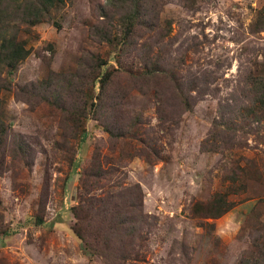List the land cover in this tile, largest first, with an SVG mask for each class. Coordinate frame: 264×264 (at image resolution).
Returning <instances> with one entry per match:
<instances>
[{"label": "rangeland", "instance_id": "1", "mask_svg": "<svg viewBox=\"0 0 264 264\" xmlns=\"http://www.w3.org/2000/svg\"><path fill=\"white\" fill-rule=\"evenodd\" d=\"M129 6L126 0H69L30 34L20 26L31 55L2 96L10 140L28 144L34 160L8 152L1 169L0 264H106L91 257L73 231L75 214L81 226L96 229L100 221L85 217L113 216L103 200L136 198L137 186L151 218L126 264H241L263 254L264 126L247 121L231 131L225 124L235 119L221 116L233 97L246 101V76L264 70V31L254 29L264 0H151L154 32L138 33L125 56L121 45L101 36L125 34ZM147 45L181 81L193 84L189 110L168 81L159 77L146 85L127 72L146 63ZM96 57L107 63L103 73H114L108 93L116 97L100 118L116 126L134 121V136L111 137L95 112L78 136L53 103L57 89L69 104L96 102L100 85L92 84L90 68ZM159 94L174 101L172 119L159 114ZM220 138L228 142L224 150L203 149L221 144ZM95 165L102 177H94ZM238 167L247 173L232 184L229 174ZM218 193L235 203L228 213L215 220L193 213Z\"/></svg>", "mask_w": 264, "mask_h": 264}, {"label": "trees", "instance_id": "2", "mask_svg": "<svg viewBox=\"0 0 264 264\" xmlns=\"http://www.w3.org/2000/svg\"><path fill=\"white\" fill-rule=\"evenodd\" d=\"M68 1L0 0V173H2V167L5 166L8 152L23 160L27 158L32 159V161L34 160V154L28 144H24L18 140H10V124L7 119L5 101L2 96L4 91H12L11 75L31 55V50L27 48L24 41L20 40L19 35L22 30L20 26L24 25L23 30L30 34L31 29L36 25L53 20L52 13ZM126 1L130 3V6L122 21L125 34L116 36L111 31H105L103 36H101L110 45H121V51L125 56L130 47L133 46L138 33L142 34L143 30L145 33L147 31L154 32L153 24L149 20L151 13L148 6L151 0ZM254 29L264 31V7L256 17ZM146 47H148L146 63L142 64V68L139 69L140 71L132 69L127 72L138 83L145 82L146 85H150L151 81L159 77L168 81L172 85L173 95L175 94L174 98L183 103L186 110H189L191 108L189 93L193 84L186 85L181 81L182 78L176 68H167L163 61H161L159 52L153 54V45H147ZM106 65L107 63L100 57L92 59L90 63L92 84L98 83L100 85L99 96L96 97V102L89 104L87 102L83 103L81 99H76L69 104L68 97L60 96L58 89L52 93V97L54 98L53 103L61 107L72 125V130L78 136L86 133L85 125L89 112H95L94 114L99 115V117L97 116V120H101L100 113L102 110L107 109L109 105L108 101L115 102L116 97L110 96L108 93L114 73L110 71L103 73L102 69ZM244 81L246 101L243 103L242 101H238L237 96L233 97L232 104H228L227 110L223 111L221 116L223 119H235L232 122L227 121L225 124L231 131L236 130L237 127L242 128L243 124L247 121L264 126V70L258 74H254V72L249 73ZM45 83L47 84V82ZM152 88H154L153 85ZM45 89L46 87L43 90L45 92L44 98L48 101L49 95ZM192 90L195 91L194 88ZM159 98V114L162 118L167 117L172 119L173 111L171 108L175 106L174 101L171 98H162L160 94ZM101 121L100 124L104 131L108 132L111 137L125 139L135 135L136 124L134 121H132V124L121 123V125H118L120 127L116 126V122L111 124L107 121ZM219 127L221 126L219 125ZM220 142L222 143L213 142L211 146L205 145L203 149L208 152H220L228 145L225 138L223 140L220 138ZM11 146H14L12 150L10 149ZM239 167L229 174V182L232 184L238 182L239 173H247V169ZM94 168L96 169V174H93L94 177H102L103 172H101V167L95 165ZM132 192L137 193L136 198L134 196H108L103 200L101 205L104 208L115 210V214L109 218L104 214L98 216L93 207L95 204H89L91 210L96 212V216H86L85 218H87V222L100 221V226L98 225L96 229L90 223L86 226H81L80 223L83 222V219L80 215L75 214L79 224L73 228V231L82 241L87 253L91 257H93L92 255L103 257L106 264H126L127 261H130L134 257L132 251L135 245H140V238H142L144 230L149 226V223L146 222L151 217L144 213L141 188L137 186V189H133ZM226 196L228 195L225 193H218L208 203H197V207L193 213L203 219L215 220L221 218L235 205V203L229 202ZM95 200L98 201L96 198ZM118 207H121V209ZM74 211H77L76 208ZM43 222L44 219L39 216L35 220L36 225H41ZM91 235L96 236L95 240H91ZM119 244L121 246L118 247ZM241 264H264V251L258 257H249L242 260Z\"/></svg>", "mask_w": 264, "mask_h": 264}]
</instances>
